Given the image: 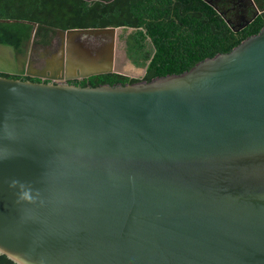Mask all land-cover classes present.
Returning a JSON list of instances; mask_svg holds the SVG:
<instances>
[{"label": "water", "instance_id": "obj_1", "mask_svg": "<svg viewBox=\"0 0 264 264\" xmlns=\"http://www.w3.org/2000/svg\"><path fill=\"white\" fill-rule=\"evenodd\" d=\"M204 1L232 30L259 13L235 29ZM123 28H55L57 52L28 71L55 82L0 76V254L16 264H264V25L180 73L67 82L127 75L114 68ZM15 65L0 42V71L23 73Z\"/></svg>", "mask_w": 264, "mask_h": 264}, {"label": "trees", "instance_id": "obj_2", "mask_svg": "<svg viewBox=\"0 0 264 264\" xmlns=\"http://www.w3.org/2000/svg\"><path fill=\"white\" fill-rule=\"evenodd\" d=\"M262 12L240 30L204 0H0V42L21 51L39 23L36 38L50 41L54 28L123 26L126 57L145 67L142 77L104 73L83 79L80 86L150 81L180 73L197 61L227 52L264 25V0H254ZM28 21V22H27ZM53 29V30H52ZM1 76V75H0ZM30 81H34L31 79ZM0 264H16L0 254Z\"/></svg>", "mask_w": 264, "mask_h": 264}, {"label": "flooded vegetation", "instance_id": "obj_3", "mask_svg": "<svg viewBox=\"0 0 264 264\" xmlns=\"http://www.w3.org/2000/svg\"><path fill=\"white\" fill-rule=\"evenodd\" d=\"M215 3L223 12H225L226 18L230 20L231 25L234 26L235 29L239 28V26H242L247 20L252 18L256 11V7L258 8L259 13L262 12V9L258 7L254 0H215ZM53 31L54 32L52 33V37L49 42H47V40L42 36L36 38L35 35L34 42L30 43L29 40H27L21 51L16 52L14 50L16 55V65L14 67L9 66V68L20 72L22 71L23 73H7L0 71V75L3 77L21 80L34 79V81L37 82L54 81L51 78H40L28 75V71L36 72L37 69H43L42 67L46 65V60L51 58V56L57 52L60 45V38L58 33L55 31V28ZM89 40H91V42H89ZM101 41L102 40L99 38L89 37L85 39V44L93 46L95 44H100ZM28 61L31 63L29 68ZM83 79L86 78L67 79V82L79 85Z\"/></svg>", "mask_w": 264, "mask_h": 264}, {"label": "rangeland", "instance_id": "obj_4", "mask_svg": "<svg viewBox=\"0 0 264 264\" xmlns=\"http://www.w3.org/2000/svg\"><path fill=\"white\" fill-rule=\"evenodd\" d=\"M124 31L120 29L119 37L117 39L116 44V52H115V60H114V68L127 75H131L133 77H141L143 75L144 67L135 66L131 60H129L124 52V39H123ZM95 38V37H94ZM91 42V40H89Z\"/></svg>", "mask_w": 264, "mask_h": 264}, {"label": "clouds", "instance_id": "obj_5", "mask_svg": "<svg viewBox=\"0 0 264 264\" xmlns=\"http://www.w3.org/2000/svg\"><path fill=\"white\" fill-rule=\"evenodd\" d=\"M24 198H25V199H31V197H30V195H29L28 193H25V194H24Z\"/></svg>", "mask_w": 264, "mask_h": 264}]
</instances>
